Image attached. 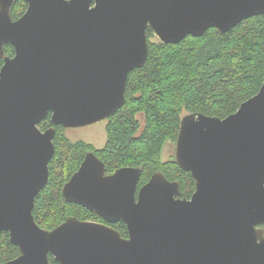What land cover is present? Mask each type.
<instances>
[{
	"label": "water",
	"instance_id": "water-1",
	"mask_svg": "<svg viewBox=\"0 0 264 264\" xmlns=\"http://www.w3.org/2000/svg\"><path fill=\"white\" fill-rule=\"evenodd\" d=\"M0 0V235L20 254L0 264H264V82L225 116L182 117L175 160L195 191L156 171L138 189L142 169L107 173L94 151L66 181L67 201L110 224L68 216L53 229L34 216L49 181L56 125L107 119L126 102L129 74L150 52L148 28L164 43L210 28L225 33L264 13V0ZM50 115L51 127L39 123Z\"/></svg>",
	"mask_w": 264,
	"mask_h": 264
},
{
	"label": "trees",
	"instance_id": "trees-1",
	"mask_svg": "<svg viewBox=\"0 0 264 264\" xmlns=\"http://www.w3.org/2000/svg\"><path fill=\"white\" fill-rule=\"evenodd\" d=\"M27 7L26 0H17L11 11L13 19ZM148 36L149 58L129 74L126 102L110 117L105 147L96 149L89 142L72 141L63 126L56 125L49 181L37 195L33 211L41 227L53 229L68 216L101 219L85 206L67 201L62 193L64 183L78 170L85 154L93 150L105 163L107 173L123 166L140 167L138 189L160 170L170 180L181 182L183 197H191L195 191L191 172L175 159H162L164 144L176 140L184 115L203 112L225 117L256 94L264 82V13L241 21L225 33L212 27L202 36L188 35L178 43H164L151 27ZM5 53H14L12 44L5 46ZM2 63L0 57V66ZM41 124L43 128L52 125L50 115ZM113 225L128 235L125 222ZM19 254L9 232H2V260ZM50 261L59 264L52 254Z\"/></svg>",
	"mask_w": 264,
	"mask_h": 264
},
{
	"label": "rangeland",
	"instance_id": "rangeland-1",
	"mask_svg": "<svg viewBox=\"0 0 264 264\" xmlns=\"http://www.w3.org/2000/svg\"><path fill=\"white\" fill-rule=\"evenodd\" d=\"M107 123V119H103L89 125L67 128L64 133L72 141L83 140L96 148H102L105 146L108 137ZM175 144L176 140H168L164 144L162 149L164 161L175 159Z\"/></svg>",
	"mask_w": 264,
	"mask_h": 264
},
{
	"label": "flooded vegetation",
	"instance_id": "flooded-vegetation-1",
	"mask_svg": "<svg viewBox=\"0 0 264 264\" xmlns=\"http://www.w3.org/2000/svg\"><path fill=\"white\" fill-rule=\"evenodd\" d=\"M20 17V16H19ZM18 17V18H19ZM13 18V17H12ZM17 19V18H16ZM7 44H5L4 45V50H5V46H6ZM13 48H14V53L12 54V55H9V54H6L5 53V55H2V56H0L1 58H2V61H3V63L1 64V66H0V69H1V67L3 66V64L5 63V56L6 55H8V56H10V57H13L14 55H15V47L13 46ZM111 117V116H110ZM110 117L109 118H107V122H109V120H110ZM53 125V124H52ZM52 125H50L49 127H51ZM107 125H108V123H107ZM43 125L41 124V122L39 123V127H40V129L42 130V131H45L46 129H48V128H43L42 127ZM64 128V127H63ZM65 129H67V128H64V131H65ZM107 140H108V137H107ZM106 143H107V141H106ZM106 145V144H105ZM176 145V144H175ZM105 147V146H104ZM96 148V147H95ZM103 148V147H102ZM102 148H96V149H102ZM94 151V150H93ZM96 153V152H95ZM85 158V157H84ZM84 160V159H83ZM81 165V164H80ZM190 198V197H189ZM100 216V215H99ZM101 217V216H100ZM95 221H99V222H103V223H106V224H110V225H112V226H114L113 224H115V223H109V222H107L103 217H101V219H96ZM118 222H120V221H118ZM118 222H116V223H118ZM260 226H262L263 228H264V224L263 225H260ZM124 236V235H123ZM128 236V235H127ZM127 236H125V237H127Z\"/></svg>",
	"mask_w": 264,
	"mask_h": 264
}]
</instances>
